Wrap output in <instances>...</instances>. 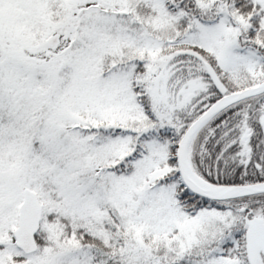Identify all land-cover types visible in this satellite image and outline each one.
Listing matches in <instances>:
<instances>
[{
	"label": "snow or ice",
	"instance_id": "obj_1",
	"mask_svg": "<svg viewBox=\"0 0 264 264\" xmlns=\"http://www.w3.org/2000/svg\"><path fill=\"white\" fill-rule=\"evenodd\" d=\"M0 264H264V0H0Z\"/></svg>",
	"mask_w": 264,
	"mask_h": 264
}]
</instances>
